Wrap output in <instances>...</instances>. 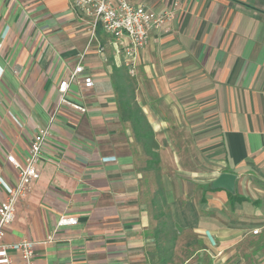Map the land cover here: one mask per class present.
Listing matches in <instances>:
<instances>
[{"label": "crops", "instance_id": "obj_1", "mask_svg": "<svg viewBox=\"0 0 264 264\" xmlns=\"http://www.w3.org/2000/svg\"><path fill=\"white\" fill-rule=\"evenodd\" d=\"M129 2L175 14L149 32L132 75L126 40L94 28L69 0H0L7 185L17 180L7 156L22 163L36 131L50 127L39 179L5 238L33 242L34 264H173L176 246H234L264 230V0ZM78 63L84 72L65 99L85 113L58 105V85ZM134 105L150 148L135 139ZM221 173L236 175L234 194L209 189ZM60 217L77 224L55 230Z\"/></svg>", "mask_w": 264, "mask_h": 264}, {"label": "built area", "instance_id": "obj_2", "mask_svg": "<svg viewBox=\"0 0 264 264\" xmlns=\"http://www.w3.org/2000/svg\"><path fill=\"white\" fill-rule=\"evenodd\" d=\"M69 2L72 8L93 18L94 28L97 25L100 26L102 32L115 41L126 40V45L122 50L123 65L128 68L131 75L134 73L137 52L146 43L149 32L152 29L163 27L175 17L173 8L155 11L133 5L129 0H69ZM83 72V66L78 63L69 77L59 83L58 105H66L79 113L86 112L84 107L65 99L70 84ZM82 82L88 88L93 86L89 77L83 78ZM49 130L50 127L47 126L36 131L22 163H19L13 156L6 158L7 163L17 171V180L14 186H9L0 179V186L6 193L5 200L0 203V264H34L33 242L26 239L7 242L5 238L8 228L13 223L18 201L26 196L32 183L39 179L37 166L41 151L49 136ZM76 224L77 219L74 217H60L55 224V230ZM51 240L52 235L48 238V241Z\"/></svg>", "mask_w": 264, "mask_h": 264}, {"label": "rangeland", "instance_id": "obj_3", "mask_svg": "<svg viewBox=\"0 0 264 264\" xmlns=\"http://www.w3.org/2000/svg\"><path fill=\"white\" fill-rule=\"evenodd\" d=\"M148 198L150 197L148 196L147 200ZM160 214H165L163 208ZM258 232L257 229L253 230L252 235L248 233L241 237L234 246H216V243L211 247L206 246L207 248L176 246L177 250L173 251V248L169 255L172 257L175 254L173 264H264V230L259 234ZM255 234L258 235L254 236ZM163 255L167 257L166 253Z\"/></svg>", "mask_w": 264, "mask_h": 264}, {"label": "trees", "instance_id": "obj_4", "mask_svg": "<svg viewBox=\"0 0 264 264\" xmlns=\"http://www.w3.org/2000/svg\"><path fill=\"white\" fill-rule=\"evenodd\" d=\"M128 99H131V98L128 97ZM134 108L135 109L133 110V116L136 118L135 126H137L140 131L139 135H137L135 139L139 142L142 141L144 143L145 148H150V143L153 138L150 126L146 122L145 117L143 116L142 112L137 110V107L135 105H134ZM129 114L130 112H128V116H130ZM148 154L149 156L152 157L153 161L157 159L156 154L152 152H149ZM210 188L211 186L209 187V189ZM213 191H217V190H213ZM244 201H246L245 198L238 197V196H230L229 204L242 203Z\"/></svg>", "mask_w": 264, "mask_h": 264}, {"label": "water", "instance_id": "obj_5", "mask_svg": "<svg viewBox=\"0 0 264 264\" xmlns=\"http://www.w3.org/2000/svg\"><path fill=\"white\" fill-rule=\"evenodd\" d=\"M236 175L231 173H221L212 182L213 190L222 189L230 194H234Z\"/></svg>", "mask_w": 264, "mask_h": 264}]
</instances>
